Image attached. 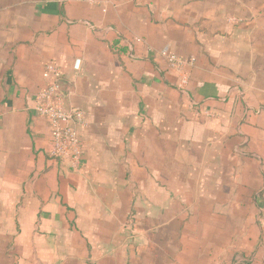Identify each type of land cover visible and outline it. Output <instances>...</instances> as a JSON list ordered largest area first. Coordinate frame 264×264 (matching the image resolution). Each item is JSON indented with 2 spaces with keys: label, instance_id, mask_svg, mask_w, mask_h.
Returning <instances> with one entry per match:
<instances>
[{
  "label": "crops",
  "instance_id": "crops-1",
  "mask_svg": "<svg viewBox=\"0 0 264 264\" xmlns=\"http://www.w3.org/2000/svg\"><path fill=\"white\" fill-rule=\"evenodd\" d=\"M0 264H264V0H0Z\"/></svg>",
  "mask_w": 264,
  "mask_h": 264
},
{
  "label": "built area",
  "instance_id": "built-area-1",
  "mask_svg": "<svg viewBox=\"0 0 264 264\" xmlns=\"http://www.w3.org/2000/svg\"><path fill=\"white\" fill-rule=\"evenodd\" d=\"M95 3L96 0H79ZM168 65L179 72L181 85L188 83L186 68L195 63V59H186L176 56L169 48L160 53ZM81 59L74 63V69L79 70ZM42 77L48 82L34 97L33 110L40 116L47 118L51 125L50 155L58 160H67L73 169H79L84 156V145L76 132V125L85 124L84 112L78 108H65L62 104L59 82L62 77L61 69L54 63L44 67Z\"/></svg>",
  "mask_w": 264,
  "mask_h": 264
},
{
  "label": "water",
  "instance_id": "water-1",
  "mask_svg": "<svg viewBox=\"0 0 264 264\" xmlns=\"http://www.w3.org/2000/svg\"><path fill=\"white\" fill-rule=\"evenodd\" d=\"M59 87H61V83H59Z\"/></svg>",
  "mask_w": 264,
  "mask_h": 264
}]
</instances>
